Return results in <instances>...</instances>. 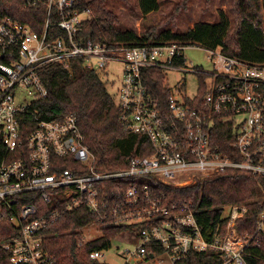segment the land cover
<instances>
[{"label": "built area", "instance_id": "1", "mask_svg": "<svg viewBox=\"0 0 264 264\" xmlns=\"http://www.w3.org/2000/svg\"><path fill=\"white\" fill-rule=\"evenodd\" d=\"M21 1L43 10L44 23L36 29L3 13L0 0V211L17 227L0 246L11 263L58 264L46 244L50 226L86 209L95 217L87 226H134L136 245L122 250L125 264L149 254H167L175 263L193 251L214 252L221 264H248L246 247L264 238V211L253 233L235 227L248 209L238 202L221 206L222 218H228L224 232L220 223L204 227L193 199L169 202L156 180L187 185L226 169L264 177V60L249 62L201 43L110 46L82 35L92 11L78 0ZM189 50H207L214 69L187 66ZM74 60L97 72L112 61L124 63L114 97L120 119L127 131L148 138L151 153L132 155L123 170L101 172L76 112L59 119L39 114L37 104L49 94L43 68L58 63L72 69ZM153 68L204 75L202 100L199 93L188 96L181 83L163 101L147 83ZM223 125L230 127L232 147L220 140ZM103 257L104 250L90 252L94 260Z\"/></svg>", "mask_w": 264, "mask_h": 264}, {"label": "trees", "instance_id": "2", "mask_svg": "<svg viewBox=\"0 0 264 264\" xmlns=\"http://www.w3.org/2000/svg\"><path fill=\"white\" fill-rule=\"evenodd\" d=\"M83 8L89 7L91 18L84 24L82 35L94 41L118 45L123 42L138 44L149 42L201 43L209 48L221 47L229 56L257 63L264 60V0H232L233 16L220 9L216 21L201 20L193 27L177 32L172 29L148 30L140 36L134 29L120 26L118 14L108 7L109 0H78ZM206 4L211 0H205ZM1 11L39 29L44 23V11L24 7L21 0H1ZM144 14L156 10L158 0H139ZM155 28V27H153ZM147 73L151 90L163 101L172 90L166 86V73L153 68ZM42 77L49 94L39 100V114L48 119H59L76 112L80 126L86 135V143L95 157V167L101 172L119 171L127 168L128 159L134 154L146 155L152 152L148 138L142 134L127 131L121 122V111L109 92L101 75L96 70L84 67L79 60L72 62V69L53 63L42 70ZM205 94V83L201 85L198 101ZM220 140L229 141L233 146L230 127L220 126ZM219 141V140H218ZM218 143H221L220 141ZM229 149V148H228ZM5 153L0 142V161ZM151 179H149L150 181ZM158 193H165L168 201L193 199L198 208V218L204 227H216L225 231L228 218L223 217L222 205L246 203L247 212L235 222L237 230L253 233L264 211L259 201L264 197V177L248 171L226 169L218 174L201 177L193 184L177 185L156 180ZM95 220L86 209L68 213L49 228L51 235L46 244L57 258L58 264H104L90 258L93 250H105L112 246L125 232L136 233L133 225L108 224L102 226V236L83 241L81 229ZM17 232L5 211H0V241L7 240ZM158 252L164 248L156 246ZM154 249V250H155ZM148 256H152L149 254ZM248 264H264V238L259 244H250L245 249ZM0 264H12L0 246ZM173 264H221L214 252L193 251L181 261Z\"/></svg>", "mask_w": 264, "mask_h": 264}, {"label": "rangeland", "instance_id": "3", "mask_svg": "<svg viewBox=\"0 0 264 264\" xmlns=\"http://www.w3.org/2000/svg\"><path fill=\"white\" fill-rule=\"evenodd\" d=\"M159 6L156 10L144 14L140 8L139 0H109L108 7L115 11L120 18V26L124 29H134L140 36H143L149 29H172L183 32L193 27L196 22L216 21L220 9H223L229 16H233L232 0H211L206 4L205 0H158ZM155 27V28H153ZM207 50H189L186 52V65L200 66L206 70H213L214 66L208 60ZM124 63L122 61H112L106 68L100 71L101 78L106 84L107 89L116 97V87L123 79ZM168 86L178 92L181 83L186 85L188 96H195L204 84V75L183 71L173 68L165 70ZM180 93H184L181 92ZM230 205V204H228ZM228 205H222L228 206ZM83 238L87 241L102 236V228L91 225L80 230ZM135 233L125 232L116 240L112 241V246L104 250L102 262L104 264H125L126 257L122 254L124 248H134L136 242L131 240ZM159 258L164 261L159 263ZM132 264H173L170 257L165 254L162 257L144 256L141 261H132Z\"/></svg>", "mask_w": 264, "mask_h": 264}]
</instances>
